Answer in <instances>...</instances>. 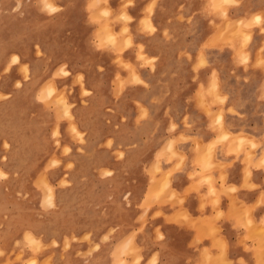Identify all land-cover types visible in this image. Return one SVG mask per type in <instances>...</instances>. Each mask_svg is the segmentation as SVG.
<instances>
[{
  "label": "rangeland",
  "instance_id": "rangeland-1",
  "mask_svg": "<svg viewBox=\"0 0 264 264\" xmlns=\"http://www.w3.org/2000/svg\"><path fill=\"white\" fill-rule=\"evenodd\" d=\"M220 1L0 0V197L5 191L28 201L41 214L42 228L61 235V264H161L153 247L161 234H150L160 212L147 211L173 195L170 170L163 171L161 161L175 159L173 168L181 167L185 154L177 144L192 138L162 139L156 125H146L151 115L144 106L135 123L120 116L130 109L126 86L147 85L140 68L157 67L162 82L175 88L198 83V100L217 132L206 146L193 141L201 171L209 167L214 145L227 144V137L241 145L229 144L230 151L246 146L248 158L264 148V133L259 139L229 133L220 120L223 108L211 109L226 99V81L250 83V68L262 69L251 83L264 86V0ZM194 52L187 77L182 57L191 62ZM198 67L211 70L205 88ZM256 115L264 118V109ZM130 124L149 132L140 147L137 141L122 146ZM26 237L34 251L58 245L56 236L48 245L30 232ZM209 255L189 264H212L206 263ZM14 258L53 264L56 254L50 251L38 263L34 256L23 260L20 247Z\"/></svg>",
  "mask_w": 264,
  "mask_h": 264
},
{
  "label": "crops",
  "instance_id": "crops-1",
  "mask_svg": "<svg viewBox=\"0 0 264 264\" xmlns=\"http://www.w3.org/2000/svg\"><path fill=\"white\" fill-rule=\"evenodd\" d=\"M142 43L148 45L146 40H142ZM147 49L148 55L153 54ZM182 58L186 67L185 74L191 77V65L196 63L197 54H191V62ZM255 58L256 54L253 52L250 60L254 62ZM261 70L259 67L247 70L249 84L241 80L234 84L226 81L222 84L226 99L223 103L211 105L213 111L223 108L220 120L223 118L229 133L241 130L257 139L262 137L264 118L256 114L264 109V86L259 84L260 80L251 83L253 77L260 79ZM215 71L219 77L224 76L221 70L216 68ZM167 73L168 71L165 72ZM196 73L205 88L211 75L210 68L198 67ZM162 75L157 67L140 68L139 77L147 85L135 83L126 86L128 91L125 94V105L130 109L120 113L127 123H135L140 115V106H144L151 115L146 125L151 130L156 125L162 139L181 134L192 138L177 144L184 149L185 154L181 167L173 168L175 159L160 163L163 171L170 170L168 185L173 195L166 201L153 203L147 211L149 214L160 212L152 218L150 229L154 238L157 230L161 234L153 246L158 251L156 263H201L204 262V254L209 253L206 263L264 264V148H255V156L248 158L245 156L246 146L238 151H233L231 147L230 151L229 144L237 149L241 145L232 137H227L223 139L227 144L214 145L209 167L201 171L202 164L196 163L203 162L197 159L199 156L194 151L193 141L202 142L206 146L210 141L213 142L217 132L212 128L211 116L205 114L204 106L198 100L199 85L197 82H185L175 88L162 82ZM243 75V69L239 68V76ZM229 108L235 112L227 111ZM171 122L175 124L173 129H169ZM131 126V135L127 138L129 141L122 142V146L137 141V146L140 147L144 144L143 136L149 132L147 128L141 131L136 125ZM160 145L159 142L155 150ZM124 152L125 155L129 154L126 149ZM1 185L4 186L0 180V188ZM1 193L0 264H18L14 256L20 247L23 260L34 256L40 263L50 251H54L56 258L53 264H61V235L49 233L42 228L41 214L32 212L31 203L16 200L5 191ZM120 202L122 204V198ZM209 228L216 231H210ZM258 228L261 229L260 233L255 232ZM26 232H30L41 245H48L51 237L56 236L58 245L34 251ZM258 256L261 262L257 260Z\"/></svg>",
  "mask_w": 264,
  "mask_h": 264
},
{
  "label": "bare ground",
  "instance_id": "bare-ground-1",
  "mask_svg": "<svg viewBox=\"0 0 264 264\" xmlns=\"http://www.w3.org/2000/svg\"><path fill=\"white\" fill-rule=\"evenodd\" d=\"M221 1H222V0H221ZM221 1H220V2H221ZM54 7H55V6H54ZM51 8H52V7H51ZM147 22H148V21H147ZM140 79H141V78H140ZM140 79H139V80H140ZM227 136H228V135H227ZM231 136H232V135H231ZM234 138H235V137H234Z\"/></svg>",
  "mask_w": 264,
  "mask_h": 264
}]
</instances>
